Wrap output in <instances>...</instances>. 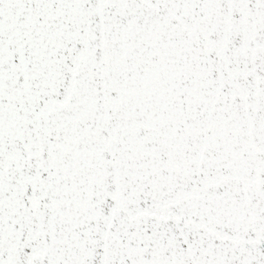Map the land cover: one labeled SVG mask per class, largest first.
I'll use <instances>...</instances> for the list:
<instances>
[{"label":"snow or ice","instance_id":"snow-or-ice-1","mask_svg":"<svg viewBox=\"0 0 264 264\" xmlns=\"http://www.w3.org/2000/svg\"><path fill=\"white\" fill-rule=\"evenodd\" d=\"M0 264H264V0H0Z\"/></svg>","mask_w":264,"mask_h":264}]
</instances>
